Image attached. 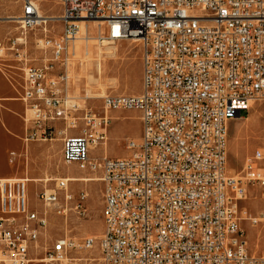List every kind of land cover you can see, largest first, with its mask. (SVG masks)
<instances>
[{
	"label": "built area",
	"instance_id": "1",
	"mask_svg": "<svg viewBox=\"0 0 264 264\" xmlns=\"http://www.w3.org/2000/svg\"><path fill=\"white\" fill-rule=\"evenodd\" d=\"M6 1L21 5L24 29L40 25V3L63 8L62 36L38 42L41 65L28 48L0 41V73L15 63L23 74L16 101L25 108V146L60 138L65 164L100 175L102 264H264L242 229L244 220L264 225V150L239 177L227 170L230 123L264 102V0ZM89 22H103L110 42L141 44L140 95L105 96L96 107L92 97L69 94L75 52L67 47ZM114 111L139 112L141 138L127 141L126 158L96 157L108 145ZM31 183L0 180V264H62L78 247L93 249L94 239L78 246L51 232L54 218L87 216L88 194L57 179L33 206ZM252 192L263 201L258 216L242 209Z\"/></svg>",
	"mask_w": 264,
	"mask_h": 264
},
{
	"label": "rangeland",
	"instance_id": "2",
	"mask_svg": "<svg viewBox=\"0 0 264 264\" xmlns=\"http://www.w3.org/2000/svg\"><path fill=\"white\" fill-rule=\"evenodd\" d=\"M20 4L0 0V41L8 48L14 44L16 48H28L33 65L39 66L44 58L36 48L38 42L46 39H59L63 34L64 25L59 18L63 8L58 2H44L39 4V17L46 20V25L33 29H23L18 19L22 15ZM98 22H89L91 40L89 44L85 31L80 33L75 46L69 44L70 62L69 94L78 97L94 98V105L101 107L102 98L109 95H140L143 91V51L141 44L135 41L110 42L104 39L107 36L105 25L99 29ZM100 38H103L100 39ZM84 50V51H83ZM90 51L89 56L85 51ZM0 73V177L30 178L27 176L28 166H31V153L41 158L45 153V160L38 164L42 174L38 183L29 185L30 200L37 206V193L44 186L48 189L55 187L57 179H66L67 176L98 180L93 182H73L70 191L79 195L88 194L85 204L87 216L79 218L69 215L68 222L54 218L51 227L52 234L68 235L76 241L78 246L86 239L96 240L93 249H75L70 259L72 262L62 264H102L98 248V240L104 230L103 221V185L100 175L83 172L75 165H67L63 161V143L57 138L51 143H37L42 146L33 152L20 140L24 137V105L16 99L17 91H21L23 74L15 63L2 64ZM17 90V91H16ZM99 113V112H98ZM101 113V112H100ZM111 119L109 141L107 147H99L93 152L96 157L102 156L105 151L109 158H126L127 141H139L142 134L141 114L137 111H114L108 113ZM43 146L46 147L44 151ZM57 146V148H56ZM264 150V102H254L251 110L242 117L232 121L229 126V146L227 170L231 176L239 177L246 160L257 150ZM16 153L18 159L12 161L11 153ZM17 174V176H15ZM248 216H258L263 212V201L257 193H251L248 200L242 204ZM242 229L246 232L250 252L261 254L264 252V225L251 228L248 220L242 222Z\"/></svg>",
	"mask_w": 264,
	"mask_h": 264
},
{
	"label": "crops",
	"instance_id": "3",
	"mask_svg": "<svg viewBox=\"0 0 264 264\" xmlns=\"http://www.w3.org/2000/svg\"><path fill=\"white\" fill-rule=\"evenodd\" d=\"M24 128H25V126H24ZM24 136H25V131H24ZM23 138L20 139L22 142H23ZM30 145L31 144H29L26 147H27L28 152L30 151V153H31ZM32 145H33V152H35L37 149H39L40 147H42V146L37 145V143H32ZM24 146H25V144H24ZM56 148H57V146H56ZM43 149H44V151H46V147L45 146H43ZM17 159H18V157H17ZM30 160H31V166L29 165L28 166V170H27V176H29L30 178H27V179H29L31 181L41 180L40 178H41L42 174H41V172H40V170L38 168V164L41 161H44L45 160V153H44V156L41 157V158H37V157L34 156V153H31V159ZM15 176H17V174ZM12 177H14V176L0 177V180L14 179ZM16 179H22V178H16Z\"/></svg>",
	"mask_w": 264,
	"mask_h": 264
},
{
	"label": "bare ground",
	"instance_id": "4",
	"mask_svg": "<svg viewBox=\"0 0 264 264\" xmlns=\"http://www.w3.org/2000/svg\"><path fill=\"white\" fill-rule=\"evenodd\" d=\"M20 19H21V17H20ZM20 19H18V22H19V24H21V22H20ZM59 19H61V18H59ZM38 23L40 24L39 26H42L43 24L44 25H46L48 22L46 21V20H41V18H38ZM88 23H84V24H82L81 25V33L83 32V31H85V36H86V38H87V40L85 41L87 44H89V41L91 40V38H89L90 37V35H91V33H90V27H86V25H87ZM99 26V29L100 30H102V27L105 25L103 22H99V24H98ZM106 27V26H105ZM24 29V28H23ZM25 30H27V29H25ZM100 39H102V38H100ZM75 44H76V41H74L73 43H72V46H75ZM74 50H76V48H74L73 49V52H74ZM84 51V50H83ZM89 53H90V51H85V55H87V56H89ZM253 104L254 103H252V106H253ZM251 106V107H252ZM66 179H68V181L69 182H93V181H98V180H88V179H85V178H79V177H71V176H67L66 177ZM43 181H46V182H49V181H51V180H49V179H47V180H36V181H32V182H35V183H38V182H43ZM67 262H72V260H67L66 261V263Z\"/></svg>",
	"mask_w": 264,
	"mask_h": 264
}]
</instances>
